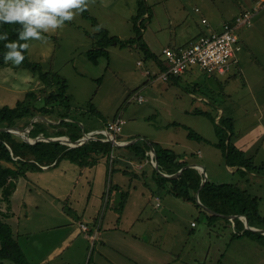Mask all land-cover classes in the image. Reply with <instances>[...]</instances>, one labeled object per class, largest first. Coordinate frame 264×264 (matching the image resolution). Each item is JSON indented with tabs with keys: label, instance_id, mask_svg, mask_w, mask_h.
<instances>
[{
	"label": "rangeland",
	"instance_id": "rangeland-1",
	"mask_svg": "<svg viewBox=\"0 0 264 264\" xmlns=\"http://www.w3.org/2000/svg\"><path fill=\"white\" fill-rule=\"evenodd\" d=\"M139 0H89L88 11L94 16L99 24L108 30L110 35H116L126 41L134 36L132 28V17L136 14ZM148 13L142 15L138 21H142L140 42H145L150 51L163 59L161 51L174 40L176 33H186L191 28L196 31L198 19L205 17L208 23L213 22L212 17L219 21L228 20L239 11L238 0H146ZM196 8V10H195ZM261 8H259L260 10ZM258 10V11H259ZM264 12V10H263ZM255 17V16H254ZM249 26L239 27L237 34L242 37L249 28L256 30L255 23ZM264 27L259 26L251 48L245 46V37L240 38L241 49L237 51L236 60L239 61V73L225 83V78L212 75L208 76L200 71L182 76L181 80L169 84L147 77L145 70L157 72V68L151 57L139 47L138 42L126 45L112 44L108 50V57L101 56L96 63L91 62L86 52L93 46V28L91 21L84 18L81 13L75 15L71 22H65L62 28L55 32L42 33L43 41L27 40L28 58L32 62L41 64L43 71L58 73L67 83V94L69 95L72 114L77 118L80 125L87 128L92 126L104 127V120H111L116 115L124 119L122 134H130L131 138H142L148 141H159L165 143L167 148L173 149L181 156H186L191 162L198 163L205 170L208 179L214 182H231L237 184L240 189L250 190L261 201L260 208H264ZM174 45V43H173ZM178 45H176L177 47ZM15 58H10L6 65L0 67V106H14L17 100L23 99L24 94L30 89H39L41 83L37 76L25 68L22 64L18 66L13 63ZM137 61L143 63L137 65ZM151 81V82H150ZM197 82V84H195ZM194 90V91H193ZM195 92L206 95L215 102L206 107L191 93ZM141 95L144 102L132 98L134 95ZM41 95V94H40ZM196 98V99H193ZM209 100V99H208ZM209 103V101H207ZM211 103V102H210ZM217 106H220L219 110ZM199 107L215 116V120L221 115L234 120L232 141L242 148L246 156H251L256 166L254 173H246L247 179L238 173H229L226 168V161L223 152L213 144L218 140L214 123L209 116L200 113H192L193 108ZM97 112V113H96ZM217 114H219L217 116ZM37 121L56 123L57 120L49 117H37ZM178 122L179 125H172ZM167 124H170L167 128ZM183 125L200 133L207 141L198 142L188 137V129ZM119 133V134H120ZM41 134V133H40ZM41 136V135H38ZM118 136V135H117ZM126 135H121L124 137ZM120 139V135L118 136ZM210 141V142H209ZM213 142V143H212ZM193 145L203 152V157L198 158L192 152L194 149H186V146ZM65 162L59 163L61 167ZM94 164H88L93 166ZM100 163L99 172L102 171ZM97 171V170H96ZM56 177V176H55ZM53 177V180L54 178ZM108 177V174H107ZM111 177V176H110ZM44 180L43 177H40ZM238 182V183H237ZM30 187H35L34 185ZM162 188L161 196L166 197V204L159 208L163 215V223L168 224L169 236H180L185 234V239L191 242L192 235L200 239L197 247H208V239L202 240L200 236H208L214 231L220 232L217 224L211 228L207 226L204 213L191 202L176 198ZM25 201L35 202L38 210L34 208L28 218L31 222L39 224L36 217L42 214L44 207L51 205L57 210V221L66 219L63 211L69 216L73 209L69 207L66 197H51L48 193H28ZM10 209L13 211V204ZM2 210H6V204H2ZM151 205L147 204V211L151 212ZM25 210L20 214L19 230L16 225L13 229L19 237L18 243L23 253L31 255L32 243H35L36 236L29 239L21 234L22 223L28 222L24 217ZM53 213V212H52ZM55 213V212H54ZM153 213V212H152ZM48 215V214H47ZM77 219V218H76ZM241 219V218H240ZM243 220V219H242ZM197 224L191 227V223ZM164 225L163 236L168 234ZM39 226V225H37ZM179 226V227H178ZM234 227L231 223V227ZM182 228L186 232L181 231ZM56 232H41L39 246H44V241L55 237ZM248 238L247 236H241ZM249 239V238H248ZM182 241V242H183ZM184 241V242H185ZM234 244L236 243L233 240ZM232 241L230 242V245ZM68 246V244H67ZM218 246V244H215ZM244 246L249 247V244ZM200 251V250H199ZM239 243H236L235 251H227L221 261L227 264L229 256L242 258L244 253ZM33 252V253H32ZM256 252V250H253ZM29 253V254H27ZM262 256L264 259L263 255ZM255 257V256H254ZM210 257L208 256V259ZM260 260L259 256L255 257ZM29 260V258H28ZM29 262H32L29 260ZM239 261L232 260L229 264H238ZM5 264H14L5 261ZM264 264V260L261 262Z\"/></svg>",
	"mask_w": 264,
	"mask_h": 264
},
{
	"label": "crops",
	"instance_id": "crops-1",
	"mask_svg": "<svg viewBox=\"0 0 264 264\" xmlns=\"http://www.w3.org/2000/svg\"><path fill=\"white\" fill-rule=\"evenodd\" d=\"M238 1L240 2L239 11L230 19L219 21L212 17L213 22L207 24L203 22L205 17H200L196 31L191 28L186 33H176L174 40L169 45L173 47L186 45L210 30L220 29L224 22L232 20L241 11L257 7L258 5L257 11L251 17V26L255 16L254 19L258 28L256 30H254L256 26L249 28L245 34H242V37H245L247 41L245 46L251 48L254 42V39L251 38H255L259 31V26L264 27V0ZM259 8L261 9L259 10ZM150 15L147 17H150ZM143 43L144 47L149 49L148 45L145 42ZM157 57L160 59L158 55ZM237 63L239 65L238 60ZM195 70L191 69L177 79L166 82L167 86L176 83L181 80L182 76L191 74ZM228 76H230V73ZM222 77L225 78V76ZM191 94L196 96L195 94L197 93L192 92ZM196 97L199 101H204L206 107L212 104L205 95L199 94ZM195 109L199 110L200 108L195 107L191 111H187V113L189 114ZM218 109L220 110L221 107L218 106ZM26 128L29 131L30 128L28 126ZM101 128L103 127L92 126L89 129L94 133ZM38 135H42V132H39ZM119 135L120 137L121 135H126L121 137V139L119 138L122 142L133 139L130 134L120 133ZM152 141L166 147L165 143ZM126 145L118 146L120 148L114 149L115 161L111 174L107 170L106 157L100 156L93 166L88 164L79 166L78 163L64 158L61 162L65 163L61 167L58 164L57 166L44 168L43 171L37 173H29V178L33 179L34 183L33 180L32 183H29L23 177L18 178L16 188L10 199L11 208L13 204V211L10 209L11 215L5 218V221L10 223L12 227L16 225L17 230H19L20 214L23 209L25 210L24 217L28 222L22 223L21 234L27 239L31 236H36L37 238L35 243L30 246L34 253L27 255V259L29 258L32 264H222L223 257L228 249L233 250L234 253L237 242L244 255L242 258L235 255L229 256L228 261L232 259L239 261L238 264H261L264 259L260 255L264 256V246L249 237V239L245 237L232 239L231 233L234 231V227H231L232 221L229 223L222 220L220 224L215 222L212 225H207L211 228L218 223L221 231H214V236L212 232L208 236H200L202 240L206 241L208 239V247L206 249L197 247L200 239L198 241L194 235H192L191 242L185 241V239V242L183 241L185 234H182V239L178 238L180 236H169L168 224H164L163 219H161L164 213H160L161 210H159L166 204L167 196H161V189H164V187H161L157 182V175L154 172L151 159L149 156L145 158L135 157L133 151L126 148ZM188 148L196 149L192 153L196 154L198 158L203 157V152L199 148H195L193 145L186 146V149ZM102 162L104 165H102V171L99 172L100 163ZM189 162L195 163L190 160ZM226 168L229 173H238L243 179L248 180L247 172L239 171L238 166L226 164ZM248 173L251 175L250 173L254 172ZM40 177H43L44 180H41ZM53 177H55L54 180ZM32 185L35 187H30ZM109 185V196L107 197ZM43 191L53 198L56 196L60 198L66 197L69 207L73 209L71 215L74 216H69L70 214L67 215L61 211L62 215L66 216V219L59 222L57 221V210L48 205L44 207L42 214L36 217V220L40 221L39 224L31 222L32 217L28 218L27 212L29 209L31 212L33 208L35 210H38V208L35 202L30 203V206L27 205L25 196L27 192L42 193ZM120 191L127 193L121 210H119V207H121ZM247 191L250 192V190ZM261 201L259 200V204H261ZM147 204L151 205L152 210L150 213L147 211ZM81 223L89 226L88 231L85 232L81 229ZM164 225H166L168 232L165 238L163 236ZM196 226L197 224L192 225L191 223V227ZM96 229V238L92 244V238L89 234L94 233ZM57 230L59 231L57 235L44 241V246L37 245L39 242L37 234L41 232H56ZM181 231L185 233L186 229L182 228ZM13 233L16 236L18 232L13 229ZM16 238L19 240V237L16 236ZM233 240L236 241L235 244ZM231 241L232 244L230 245ZM247 243L249 247L244 246ZM215 244H218V246H215ZM253 250H256V252H253ZM208 256L210 257L209 259ZM254 256H259L260 260H257ZM221 259L223 260L221 261Z\"/></svg>",
	"mask_w": 264,
	"mask_h": 264
},
{
	"label": "trees",
	"instance_id": "trees-1",
	"mask_svg": "<svg viewBox=\"0 0 264 264\" xmlns=\"http://www.w3.org/2000/svg\"><path fill=\"white\" fill-rule=\"evenodd\" d=\"M145 5L144 0H139L137 12L132 17L134 36L128 38L126 41L121 40L116 35H110L108 30L102 27L97 19L89 13L88 9L81 13L84 18L91 21L95 29L92 35L93 46L86 52L88 59L96 63L101 56L108 57L107 48L112 44L126 45L138 42L142 29V21L139 23L138 19L149 11ZM98 26H100L99 30H97ZM21 28L22 25L19 23L0 24V67L6 65L5 57L8 54L20 51L18 47H6V44L12 42L18 44L27 43L25 40L18 39ZM5 33L7 34V40L3 38ZM138 45L156 64L159 63L162 66L163 59H158L156 54L145 48L143 41H139ZM22 55L24 59L21 64L38 77L42 87L27 90L24 98L17 100L14 106H0V127L24 129L30 124L33 117L39 115L57 121L56 123L47 124L41 121L33 122L28 132L30 137H36L39 132H42V138L66 136L70 141H79L82 133L90 131V129L84 125H80L75 115L72 114V107L69 95L67 94L68 85L65 79L58 73L43 71L40 63L30 61L28 49L23 50ZM237 65L238 63H235L233 67V69L237 67L235 70L232 69L224 75H219L221 77L225 76V83L234 78L237 75L236 73H239V65ZM229 73L230 76H228ZM180 76H175L170 81ZM213 76L216 79L218 77V75ZM205 96L212 104L215 103L210 100L207 94ZM192 113L205 114L210 117L214 123L218 137L214 145L222 150L227 165L238 166V170L243 173L254 172L256 170L253 158L246 156L244 150L232 141L233 118L225 116V112L223 111L217 122L215 116L208 111L195 109ZM107 121L104 120L103 124ZM171 124L179 125L178 122H172ZM183 126L188 129L189 138L195 139L198 142H208L200 133L185 125ZM119 133L114 134L116 140H120L118 137ZM104 138L105 135L102 133H93L88 139L80 142L79 145L69 148L66 143L58 139L25 140L12 132L0 130V264H5V261H11L14 264H32L23 253L13 233L11 224L5 221V218L11 215L10 199L16 188L18 178L23 177L29 183H32L33 179L29 178V173H37L43 171L44 168L57 166L64 158L78 163L79 166H84L96 163L100 156L106 157L107 170L111 174L115 161L113 151L115 148L120 147L108 140H104ZM149 143L154 148L157 167L161 172L173 174L181 167L186 166L174 177L164 176L154 167L157 182L161 187L166 188V191L174 197L196 205L204 213L208 225H212L220 220L229 223L232 221L234 223V231L231 233L232 239L247 236L264 246V233L245 226L246 222L250 226L264 229V210L260 208L259 198L256 195L251 194L245 189H240L235 183H217L211 181L208 179V176L204 184L201 185L202 174L197 168L187 166L190 162L186 156H181L173 149L163 147L158 142L140 138L127 144L125 147L132 150L135 157L145 158L149 156L146 153L150 150ZM242 168L244 170H240ZM109 188L110 185L107 188V197L109 196ZM197 192L199 200L204 206L230 217L227 218L216 213H211L203 208L197 201ZM126 197L127 193L120 191L121 207H119V210L122 209ZM3 203L6 204L5 211L2 210Z\"/></svg>",
	"mask_w": 264,
	"mask_h": 264
},
{
	"label": "built area",
	"instance_id": "built-area-1",
	"mask_svg": "<svg viewBox=\"0 0 264 264\" xmlns=\"http://www.w3.org/2000/svg\"><path fill=\"white\" fill-rule=\"evenodd\" d=\"M257 7L252 10H244L232 20L224 22L220 29L210 30L199 38L191 41L183 46H166L162 49L163 56L162 66L158 67L157 72L145 70L148 77H153L154 80L170 81L175 76H180L191 69L204 72L209 75H224L233 69L237 63V51L241 49L237 29L242 26L251 24V17ZM206 23L207 20L203 19ZM142 65L141 61L137 62ZM132 98L139 102H144L141 95H134ZM124 125V119L121 115H116L113 119L104 124L103 130L95 133L111 134L114 137L115 133H119ZM104 140H109L105 135ZM113 156V154H111ZM192 225H195L192 222ZM83 230H88L87 224L81 223ZM94 241L96 234L90 235ZM92 241V242H93ZM70 264V263H64Z\"/></svg>",
	"mask_w": 264,
	"mask_h": 264
},
{
	"label": "clouds",
	"instance_id": "clouds-1",
	"mask_svg": "<svg viewBox=\"0 0 264 264\" xmlns=\"http://www.w3.org/2000/svg\"><path fill=\"white\" fill-rule=\"evenodd\" d=\"M144 1L146 2V0ZM88 6H89V0H0V24L19 23L20 25H22V28L19 30V36H18L19 40L27 41L29 38H32L33 40L43 41L45 38L42 36V33L50 32V31L55 32L57 29L62 28L66 21L71 22L75 18L76 14L83 13L88 9ZM253 8L254 7L245 10H252ZM146 15L148 16V13H146ZM139 23H141V20L139 21ZM206 23L208 24V20ZM99 27L100 26L97 27V30H99ZM3 38L4 40H7L6 33L4 34ZM5 46L12 48L18 47L20 49V51H14L8 54V56L5 57V61L7 62L11 57H15L13 63L16 64L17 66L21 64L24 59L22 55V51L28 49L29 45L27 43L18 44L16 42H12L6 44ZM154 64L157 69L158 67H160L159 63L156 64V62H154ZM35 117H39V115ZM28 132H26L27 135ZM116 141H121V140H116ZM147 154L149 155L151 159V163L154 166L153 163L154 158H152L151 151L148 150ZM239 218L242 219V217L240 216ZM96 232L97 229L95 230L94 233L96 234ZM94 241L92 242V244L94 243Z\"/></svg>",
	"mask_w": 264,
	"mask_h": 264
},
{
	"label": "water",
	"instance_id": "water-1",
	"mask_svg": "<svg viewBox=\"0 0 264 264\" xmlns=\"http://www.w3.org/2000/svg\"><path fill=\"white\" fill-rule=\"evenodd\" d=\"M39 117H40V116H39ZM36 119H39V118L34 117V118L30 121V124L28 125V128H30V127L32 126V123H33V122L37 121ZM40 119H42V117H41ZM0 130H4V131L12 132V133H14V134L20 136L21 138H23V139H25V140H27V139H28V140H32V139H33V140H39V139H48V140H50V139H58L59 141L64 142V143H66L67 145H69V146H71V147H72V146H77V145H79L80 142L84 141L85 139H88V138L90 137V135L92 134V131L84 132V133L81 135L80 140L77 142V141H70V140H68L66 136L51 137V138H44V137L42 138V136L29 137V136L26 134V132H28V129H23V130H22V129H16V128H13V127H2V126H1V127H0ZM99 130H103V129H99ZM99 130H98V131H99ZM105 135L108 136V138H109L108 141H109V142L113 143L114 145H118V146L126 145V144H129V143L135 141L134 139L129 140V141H125V142H122V141H116V140L114 139V137H113L111 134H106V133H105ZM137 139H140V138H137ZM137 139H136V140H137ZM141 139H142V138H141ZM149 147H150V151H151L152 158H154V161H153V163H154V167H155V168H156V169H157L162 175L167 176V177H174V176H176V174H178L182 169H184V168L186 167V166L181 167L176 173H173V174H167V173L161 172V171L158 169V167H157V161H156V159H155L156 157H155L154 148H153V146H152L150 143H149ZM187 166L195 167V168H197V169L199 170V172L202 174L201 185L204 184V182L206 181V178H207V175H206L205 169H204L201 165H199L198 163H190V164L187 165ZM196 198H197L198 203H200V205H201L203 208H205L207 211H209V212H211V213L219 214V215L224 216V217H227V218L230 217L229 215H225V214L217 213V212L211 210L210 208L204 206V205L200 202V200H199L198 192L196 193ZM240 217H241V216H240ZM242 219H243V218H242ZM245 226H246V227H249V228H252V229H255V230H257V231H259V232H261V233H264V229L259 228V227H255V226H250V225H248L246 222H245Z\"/></svg>",
	"mask_w": 264,
	"mask_h": 264
}]
</instances>
